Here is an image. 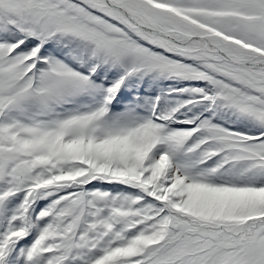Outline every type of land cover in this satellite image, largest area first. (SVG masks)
<instances>
[{"label": "snow or ice", "instance_id": "obj_1", "mask_svg": "<svg viewBox=\"0 0 264 264\" xmlns=\"http://www.w3.org/2000/svg\"><path fill=\"white\" fill-rule=\"evenodd\" d=\"M0 264H264V0H0Z\"/></svg>", "mask_w": 264, "mask_h": 264}]
</instances>
